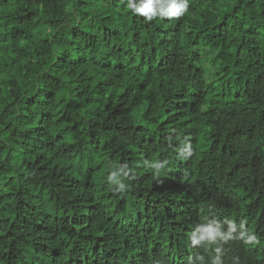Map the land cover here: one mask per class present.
Here are the masks:
<instances>
[{
  "label": "trees",
  "instance_id": "obj_1",
  "mask_svg": "<svg viewBox=\"0 0 264 264\" xmlns=\"http://www.w3.org/2000/svg\"><path fill=\"white\" fill-rule=\"evenodd\" d=\"M128 3L0 0V264H264V0Z\"/></svg>",
  "mask_w": 264,
  "mask_h": 264
},
{
  "label": "clouds",
  "instance_id": "obj_2",
  "mask_svg": "<svg viewBox=\"0 0 264 264\" xmlns=\"http://www.w3.org/2000/svg\"><path fill=\"white\" fill-rule=\"evenodd\" d=\"M188 7L187 0H140L138 4L131 3L129 0L128 8L135 13L151 20L153 17H179ZM214 231L209 230L206 235L201 236L200 240L214 239ZM200 240H194L193 243H199Z\"/></svg>",
  "mask_w": 264,
  "mask_h": 264
},
{
  "label": "bare ground",
  "instance_id": "obj_3",
  "mask_svg": "<svg viewBox=\"0 0 264 264\" xmlns=\"http://www.w3.org/2000/svg\"><path fill=\"white\" fill-rule=\"evenodd\" d=\"M209 44V43H208ZM181 206V205H180Z\"/></svg>",
  "mask_w": 264,
  "mask_h": 264
}]
</instances>
